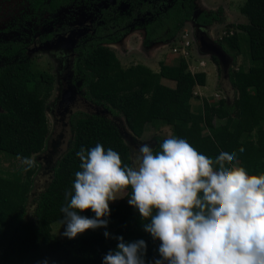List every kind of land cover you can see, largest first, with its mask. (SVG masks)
Listing matches in <instances>:
<instances>
[{
  "label": "trees",
  "instance_id": "obj_1",
  "mask_svg": "<svg viewBox=\"0 0 264 264\" xmlns=\"http://www.w3.org/2000/svg\"><path fill=\"white\" fill-rule=\"evenodd\" d=\"M73 1L29 0V4L34 11L53 15ZM130 2L140 11L145 10L141 0ZM177 3L170 12L173 24L155 23L163 15L152 13L156 16L146 26L145 45L175 37L191 19L192 1ZM239 11L248 20L245 25H237L247 39L248 67L229 74L237 92L232 102L210 103L204 99L201 108L193 111L191 100L197 98L194 87L205 86L206 75L189 72L184 59L177 65L160 63L157 73L140 64L122 68L106 44L118 42L128 33V28L117 33L110 31L109 37L88 40L75 47L73 67L81 78L85 98L107 108L113 116H122L135 138L143 136L148 124L154 127L162 123L170 128V137L185 139L201 154L215 159L221 151L236 152L239 166L249 175L264 174V0H245ZM109 14L110 10L102 11L105 18H111L109 25L114 27H122L129 21L119 17L118 11L111 17ZM214 20V13H201L196 23L209 26ZM162 27L169 30L165 38H161L159 31ZM52 37L53 34H48L41 39ZM229 39L226 36L218 44L222 46V41H227L239 51V40ZM26 46L21 41L0 40V152L12 161L11 169L0 170V264H41L44 260L48 264H102L103 256L116 249V239L92 232L59 242L53 240L51 226L64 219L61 208L68 202L65 193L72 191L75 173L81 170L76 153L82 147L87 150L99 143L105 150L111 148L119 153L122 166H132L130 148L112 119L93 114L76 115L71 121L73 136L67 151L56 162L44 189L33 194L37 166L33 162L27 168L17 156L32 159L44 150L49 134L45 110L52 91V77L40 73V79L35 78ZM210 59L220 70L219 60L213 55ZM161 78L175 82V88L162 85ZM216 120L221 123L216 125ZM165 139L152 138L154 153L160 151ZM241 148L243 152L239 151ZM122 191L123 198L116 205H110L108 218L116 222L110 237L122 236L125 242L144 240L147 244L144 259L146 264H152L160 258L161 242L144 231L143 224L147 221L128 204L131 188ZM81 214L94 215L91 210Z\"/></svg>",
  "mask_w": 264,
  "mask_h": 264
},
{
  "label": "clouds",
  "instance_id": "obj_2",
  "mask_svg": "<svg viewBox=\"0 0 264 264\" xmlns=\"http://www.w3.org/2000/svg\"><path fill=\"white\" fill-rule=\"evenodd\" d=\"M76 155L81 170L61 208L66 238L106 229L110 203L131 188L128 204L147 221L144 231L161 242L152 264H264V174L249 175L236 152L212 159L170 137L155 153L141 145L132 166H122L119 153L99 143ZM17 159L33 166L30 158ZM88 210L92 217L81 214ZM104 236L116 239L117 247L102 264H146L144 240L125 242L107 231Z\"/></svg>",
  "mask_w": 264,
  "mask_h": 264
},
{
  "label": "rangeland",
  "instance_id": "obj_3",
  "mask_svg": "<svg viewBox=\"0 0 264 264\" xmlns=\"http://www.w3.org/2000/svg\"><path fill=\"white\" fill-rule=\"evenodd\" d=\"M130 1L131 0H122V4L119 6L118 11L119 17L124 16L129 19V21L123 23V26L130 23L127 26L129 31L119 42L114 44V48H110L114 49L112 51L116 54L122 68L133 66L136 61L145 62L146 58H151L152 54L149 49L155 44H158L159 47L163 46L159 50H156L160 55L159 59H161V61L165 60L167 65H177L180 59H184V54H182V56H180V54L176 55L172 53V50L175 47L181 49L180 45L187 41L188 46H185V56L189 53L188 60L195 59L196 56L200 55L207 65L201 68L205 70L206 74L205 87H207V89L206 92L204 89L202 92L206 96L209 95L207 100L210 103H216V101L222 98L233 99L235 97L236 91L230 82L229 74L231 71L236 72L238 69H246L248 66V59L246 56V51L248 50L247 39L245 34L237 29L238 24L245 25L248 23L246 17L239 11L245 0H191L194 13L191 19L186 21L179 29L175 37L167 39L165 42L152 43L148 46L144 44V38L146 36V26L149 22L151 23L154 16H156L152 13L157 12V14L161 13L163 15L158 17L155 23L163 24V26L173 24L170 12L178 5L177 2L181 3V1L184 2L185 0H141L142 4L145 5L144 11H140L138 8L133 7ZM114 3L115 0H77L76 4L71 3L69 6L60 9L54 15H49L42 11H34L29 4V0H0V40H14L26 43L30 49L28 59L35 78H37V80L40 79L39 75L43 72L52 76V91L50 97L46 101L45 110L49 134L44 150L34 155L31 159L37 166V171L33 180V194H38L44 189L51 179L56 162L67 151L73 136L70 120L74 114H93L112 119L117 125L119 132L122 134L124 141L130 148L132 164L134 155L141 145L149 144L152 146V138L154 136L163 138H169L171 136L170 128L161 123L154 127L148 124L145 133L139 139L135 137L129 138L127 133L130 132L126 128L122 116H113L105 107L97 105L90 107L85 105L79 94H77V96L73 95L72 101L68 100L70 96L63 94L62 76L66 72L65 65L67 64V60L71 57L77 41L88 35L87 33L97 20L99 12ZM201 13H214L216 15V20L209 25L210 27L205 29L196 28L195 19ZM158 19H161V21H158ZM112 27V24L109 25V23H105L100 26L95 37H108ZM56 31H67L68 33L64 36H59L54 42L46 43L40 47L38 42L39 37ZM159 31L162 35L161 38H165L169 32L166 27H162ZM229 31L234 32V35H236L234 37L229 36V41H234L235 38L239 40V51L231 48L227 41H222V46L218 44L222 38L226 37ZM201 34L211 39L215 44L221 46L222 49L224 48L223 51L229 57L224 60H226V62L230 61L226 71L223 70L221 63L220 70H218L210 59L211 55L203 53L201 46L202 38H200ZM184 36H186L185 41L183 40ZM125 39H129V43L126 42L125 44ZM202 41L205 42V40ZM108 46L113 47V43ZM129 47L132 51H128ZM179 51L180 50L177 52L180 53ZM147 60L148 65L152 69H155L158 64L157 60ZM195 93L197 96L198 92ZM67 102L73 103L66 105ZM192 106V110L197 111L201 108V102L193 103ZM219 123H221V121L216 120L215 124L218 125ZM4 157L9 158L8 155L0 152V170L11 169L12 161ZM18 165L19 163L17 162L16 166ZM124 195L125 192L122 190L118 192L116 194L117 200L111 202L110 205H116ZM107 219L108 227L106 229L88 230L77 237L86 236L92 232L104 233L107 231L108 233H112L116 227V222L112 218ZM62 220L53 223L51 226L52 238L54 241L63 242L68 240V238L63 235L65 226L62 225Z\"/></svg>",
  "mask_w": 264,
  "mask_h": 264
},
{
  "label": "flooded vegetation",
  "instance_id": "obj_4",
  "mask_svg": "<svg viewBox=\"0 0 264 264\" xmlns=\"http://www.w3.org/2000/svg\"><path fill=\"white\" fill-rule=\"evenodd\" d=\"M122 0H115V3L113 5H110L109 7H107L106 9H102L100 12H99V16L97 18V20L95 21V23L92 25L90 31L87 33L88 35L85 36L84 38L80 39L79 41H77L75 47L77 46V44L79 43H84L85 41H88V40H96V39H102V38H97L95 37V34L98 32V30L100 29V26L104 25L105 23H110V20L111 18H105L103 15H102V11H105V10H110V14L107 15L108 17H111L115 14L116 11H119V6L122 4L121 2ZM143 1H146V0H143ZM73 4H76L77 3V0H74L73 2H71ZM111 7H115V10H112ZM62 9V8H61ZM59 11V10H58ZM57 11V12H58ZM56 12V13H57ZM54 15V14H53ZM197 18V17H196ZM113 22V21H112ZM195 22H196V19H195ZM130 24V23H129ZM128 24V25H129ZM128 25H125V26H122V27H119V26H116V27H112L111 28V31L113 33H117L119 30H122L124 28H128L127 26ZM196 28H201V27H206V26H201V25H198L196 23ZM129 31V30H128ZM66 33H68L67 31L66 32H53V33H48V34H53V37L51 39H41L43 38L45 35H48V34H45V35H42L39 37V44H40V47H42L44 44L46 43H52L54 42V40H56L59 36H64ZM90 34V35H89ZM126 35V34H125ZM109 37V35H108ZM206 36L205 35H202L200 36V38L204 39ZM120 41V40H119ZM118 41V42H119ZM24 43V42H23ZM117 43V42H116ZM116 43H113V44H116ZM26 44V43H24ZM112 44V43H110ZM110 44H106L107 46L110 45ZM27 45V44H26ZM74 47V49H75ZM109 47V46H108ZM74 49H73V53L71 55V57L67 60V64L65 65L66 67V72L63 74L62 76V87H63V94H66L67 96H70L68 97V100L69 101H72V97L73 95H76L79 94V96H81V98L83 99V103L85 105H88V106H93L95 104H93L92 102L88 101L86 98H85V95H84V90L82 89L81 87V78L80 76L76 73V71L74 70V59L76 57V54L74 52ZM25 52H26V56L28 57L29 56V47L28 45L26 46L25 48ZM31 65V64H30ZM45 73V72H43ZM48 74V73H47ZM50 75V74H49ZM51 76V75H50ZM52 77V76H51ZM73 102H67L66 105H69ZM96 106V105H95ZM85 114V113H84ZM73 117L76 116L75 114L72 115ZM73 117H71V120H70V123L73 119ZM71 128H72V125H71Z\"/></svg>",
  "mask_w": 264,
  "mask_h": 264
},
{
  "label": "crops",
  "instance_id": "obj_5",
  "mask_svg": "<svg viewBox=\"0 0 264 264\" xmlns=\"http://www.w3.org/2000/svg\"><path fill=\"white\" fill-rule=\"evenodd\" d=\"M206 12H208V11H206ZM239 25V24H238ZM207 27H210V26H206V27H201V28H207ZM185 37L186 36H184L183 37V40L185 41L186 39H185ZM207 39H209L208 37H206ZM211 42H213L211 39H209ZM126 42L127 43H129V39H125V44H126ZM187 42V41H186ZM214 43V42H213ZM114 44H113V47H109V48H114ZM131 46V45H130ZM154 46V47H153ZM152 47H151V49H149L150 50V53L152 54V57L151 58H146L145 59V62H142V61H136V62H134V64L133 65H137V64H140V65H143V66H146V67H148L149 69L151 68L149 65H148V63H147V59H151L152 61H155V60H157V66H156V68L155 69H152L153 70V72H155V73H157V72H159V64L160 63H163L164 62V64L166 63L165 62V60H162L161 61V59H159L160 57V55H159V53L156 51V50H159L161 47H163V46H161V47H159L158 46V44H155V45H153ZM181 46V49H178V47H175L176 48V50L178 51V50H180L179 52L180 53H178V52H173L172 51V53L173 54H180V56H182V54L184 53V52H186V49H185V43H183V44H181L180 45ZM159 47V48H158ZM149 48V47H148ZM111 50H114V49H111ZM131 50V48L129 47L128 48V51H130ZM132 51V50H131ZM152 51V52H151ZM114 52V51H113ZM188 53V52H187ZM189 54V53H188ZM188 54H186V56H185V60H186V62H187V66H188V70L192 73V74H195V73H204L205 74V70H203V69H201V68H204V67H206L207 65H206V63L204 62V60L202 59V57L200 56V55H198V56H196V58L195 59H190V60H188V58H189V55ZM226 54V53H225ZM116 55V54H115ZM227 55V54H226ZM228 57V56H227ZM229 58V57H228ZM198 60H199V62H198ZM179 62V61H178ZM166 65H167V63H166ZM248 67V66H247ZM150 69V70H151ZM206 75V74H205ZM160 82H161V84L162 85H164V86H167V87H169V88H172V89H174L175 88V82H173V81H170V80H167V79H164V78H161V80H160ZM205 85H206V80H205ZM204 89V91L206 92V89H207V87H205V86H195L194 87V91L195 92H198V95L196 96L197 98H194V99H192L191 100V106L193 105V103H199V102H201V106H202V100H207L208 99V96H206L203 92H202V90ZM236 91V90H235ZM237 98V92H236V95H235V97L233 98V99H225V98H222V99H220V100H226V101H228V102H232L233 100H235ZM208 101V100H207ZM219 101V100H218ZM209 102V101H208ZM217 102V101H216ZM215 103V102H214ZM200 106V107H201ZM193 107V106H192ZM139 139V138H138Z\"/></svg>",
  "mask_w": 264,
  "mask_h": 264
},
{
  "label": "water",
  "instance_id": "obj_6",
  "mask_svg": "<svg viewBox=\"0 0 264 264\" xmlns=\"http://www.w3.org/2000/svg\"><path fill=\"white\" fill-rule=\"evenodd\" d=\"M202 40H205V42ZM201 46H202L203 53L210 54L211 56L213 55V56L217 57L219 59L221 65L223 66V70L226 71L227 65L230 63V61L226 62V60H224V59H227V55L225 54V52L223 51L221 46L211 42L206 37L204 39H201ZM127 136L129 138H133V135H131V133H127Z\"/></svg>",
  "mask_w": 264,
  "mask_h": 264
},
{
  "label": "built area",
  "instance_id": "obj_7",
  "mask_svg": "<svg viewBox=\"0 0 264 264\" xmlns=\"http://www.w3.org/2000/svg\"><path fill=\"white\" fill-rule=\"evenodd\" d=\"M233 34H234V32L229 31L228 34H227L226 36H232ZM185 46H188V43H187V42L185 43ZM172 51H173V52H177L176 48H174ZM183 54H184V58H185V52H184ZM194 95L196 96L195 91H194Z\"/></svg>",
  "mask_w": 264,
  "mask_h": 264
}]
</instances>
